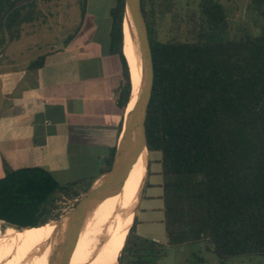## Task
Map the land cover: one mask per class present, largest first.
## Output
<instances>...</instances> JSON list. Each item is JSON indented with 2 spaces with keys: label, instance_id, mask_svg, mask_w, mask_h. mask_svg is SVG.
Instances as JSON below:
<instances>
[{
  "label": "trees",
  "instance_id": "16d2710c",
  "mask_svg": "<svg viewBox=\"0 0 264 264\" xmlns=\"http://www.w3.org/2000/svg\"><path fill=\"white\" fill-rule=\"evenodd\" d=\"M156 4L141 0L154 68L145 131L149 152L161 154L167 247L207 242L222 264L243 257H260L257 264H264V0H251L263 20L260 36L232 40L212 37L224 27L226 13L218 1L202 0L209 33L193 43L154 37L149 18ZM34 5L35 0H0V48L21 38ZM111 16V48L124 61L127 102L125 0H117ZM42 64L43 58L33 67ZM77 187L82 185H62L41 168L6 167L0 179V240L27 237L26 227L46 223L42 217L51 201ZM124 214L104 219L109 235L99 249L116 242ZM134 225L120 264H159L167 247L139 236ZM8 255L0 251V264H7Z\"/></svg>",
  "mask_w": 264,
  "mask_h": 264
},
{
  "label": "crops",
  "instance_id": "0c3cea01",
  "mask_svg": "<svg viewBox=\"0 0 264 264\" xmlns=\"http://www.w3.org/2000/svg\"><path fill=\"white\" fill-rule=\"evenodd\" d=\"M116 3L93 12L86 0L79 21L65 8L58 20L68 31L62 44L33 15L22 25L21 38L0 48V179L6 167L41 168L62 185L80 183L86 189L106 174L126 129L131 98L130 93L125 102L123 58L111 48ZM23 40L25 48L14 46ZM41 58L43 64L33 67ZM150 178L151 166L134 227L139 236L163 244L162 181L155 184L162 192L148 197ZM148 198L159 202L151 212L142 209Z\"/></svg>",
  "mask_w": 264,
  "mask_h": 264
},
{
  "label": "rangeland",
  "instance_id": "374dc122",
  "mask_svg": "<svg viewBox=\"0 0 264 264\" xmlns=\"http://www.w3.org/2000/svg\"><path fill=\"white\" fill-rule=\"evenodd\" d=\"M90 2L91 11H105V9L115 2V0H88ZM202 0H156L155 15L149 18V23L154 32V37L161 42L174 43H193L205 37L207 31L204 17L200 12V2ZM224 7L226 13V22L223 28L217 30L212 37L214 39H242L246 36L256 38L262 32L263 20L261 16L251 9V0H216ZM85 0H35L34 16L39 27H47L52 32L50 38L62 44L64 36L68 31L59 23V17L65 8L71 9L72 16L76 20H80L82 7ZM102 3V5H99ZM103 13V12H101ZM25 26V24L23 25ZM35 26V25H34ZM209 35V34H208ZM14 46L25 48V40L15 43ZM151 162V188L148 191V197L157 195L162 191L155 186L156 183L162 181L159 172L161 165L159 163L161 154L158 152L150 153ZM118 171V170H117ZM113 176H105L93 186L98 190L100 184ZM92 187V188H93ZM91 189V188H90ZM89 189V190H90ZM88 190V192H89ZM83 187H77L69 192L59 194L55 197L48 206L46 214L42 217L44 224L30 227L27 237L36 239L35 237L43 236L41 241L57 243L61 228L65 225L64 222L76 212L80 207L81 202L88 195ZM114 199L108 200L101 204L100 208L121 202L119 191L114 192ZM159 204L156 201L147 199L143 203L142 209L146 212L151 207H156ZM150 207V208H149ZM157 208V207H156ZM157 211V210H155ZM4 226V222L1 223ZM48 225V226H47ZM157 229V227H155ZM135 232L136 229H135ZM163 245L167 247L165 238L161 237ZM165 242V243H164ZM40 259L21 258L8 255L7 264H18L28 261L30 264L38 262ZM262 259L260 257H243L232 259L224 264H257ZM159 264H222L217 256L212 252L207 242L196 244H184L176 247H167L166 255L159 259Z\"/></svg>",
  "mask_w": 264,
  "mask_h": 264
},
{
  "label": "bare ground",
  "instance_id": "6f19581e",
  "mask_svg": "<svg viewBox=\"0 0 264 264\" xmlns=\"http://www.w3.org/2000/svg\"><path fill=\"white\" fill-rule=\"evenodd\" d=\"M123 51L129 65L132 95L128 104L126 129L120 142L121 148L128 142V136L131 134L128 123L133 117L142 80L141 56L143 46L139 40L135 23L130 19V16L126 20ZM147 159L148 152L145 151L130 171L124 172V175H122L123 173L118 170L113 176L108 177L103 184H100L98 192L111 193L95 204L81 228L73 236L67 237L62 244H60V238L57 243H53L37 240L43 236L37 235L36 239L21 236L15 239L0 240V251L21 258L40 259L33 264H119V259L134 223L136 208L145 183ZM117 190L121 195V202L100 208L101 204L115 198L114 192ZM120 214H124V216L121 221L118 239L109 250L99 249L109 235V229L104 219L106 217H116ZM64 227L61 228L59 237ZM18 264L30 263L25 261Z\"/></svg>",
  "mask_w": 264,
  "mask_h": 264
},
{
  "label": "water",
  "instance_id": "95a60500",
  "mask_svg": "<svg viewBox=\"0 0 264 264\" xmlns=\"http://www.w3.org/2000/svg\"><path fill=\"white\" fill-rule=\"evenodd\" d=\"M128 16H130V19L134 21L139 40L143 46V51L141 56L142 80H141V86H140L137 102L134 107L133 117L128 123V127L131 131L130 136H128L129 137L128 142L122 148L119 145L117 153L115 155V160L112 169L104 176H110L114 174L117 170H119L121 173H123L122 175H124V172L127 173L128 171H130L131 168L134 166L135 162L137 161V159L140 158L145 151H147L148 152V159L146 163L147 173H146L144 186L141 190V195H142L151 166L150 157H149L150 152L147 146V139H146L145 123L147 119L148 107H149L152 88H153L154 68H153V57H152L150 40H149L148 28L142 11L141 0H125L124 23L126 22ZM131 95H132V84H131ZM110 193L111 192H107L103 194L93 188L89 190L87 197L85 198L84 201L81 202L80 207L76 210V212H74V214L71 217H69L68 220L64 222L63 225H65V227L60 234L61 236L60 244H62L67 237L73 236L81 228V226L85 221V218L91 212L95 204L98 203L101 198L108 196ZM119 264H120V259H119Z\"/></svg>",
  "mask_w": 264,
  "mask_h": 264
}]
</instances>
